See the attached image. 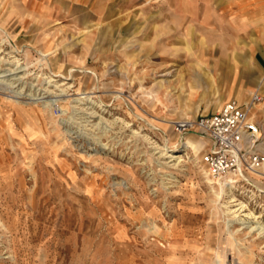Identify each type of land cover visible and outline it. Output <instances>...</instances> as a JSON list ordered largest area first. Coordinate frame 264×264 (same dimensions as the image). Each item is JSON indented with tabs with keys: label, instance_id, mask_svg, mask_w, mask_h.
I'll return each mask as SVG.
<instances>
[{
	"label": "rangeland",
	"instance_id": "rangeland-1",
	"mask_svg": "<svg viewBox=\"0 0 264 264\" xmlns=\"http://www.w3.org/2000/svg\"><path fill=\"white\" fill-rule=\"evenodd\" d=\"M236 1L0 0V70L22 65L26 91L0 85V264H264V235L210 184L207 139L175 164L156 148L200 139L178 123L235 84L262 95L264 131V26ZM232 191L264 223V193Z\"/></svg>",
	"mask_w": 264,
	"mask_h": 264
},
{
	"label": "built area",
	"instance_id": "built-area-1",
	"mask_svg": "<svg viewBox=\"0 0 264 264\" xmlns=\"http://www.w3.org/2000/svg\"><path fill=\"white\" fill-rule=\"evenodd\" d=\"M261 99L255 92L243 103L227 100L216 111L178 123L179 129L196 130L207 139L202 163L210 175L230 182L233 189L246 186L254 199L264 193L254 177L264 166V131L253 114Z\"/></svg>",
	"mask_w": 264,
	"mask_h": 264
},
{
	"label": "bare ground",
	"instance_id": "bare-ground-1",
	"mask_svg": "<svg viewBox=\"0 0 264 264\" xmlns=\"http://www.w3.org/2000/svg\"><path fill=\"white\" fill-rule=\"evenodd\" d=\"M3 41L4 40H2V42ZM1 48L2 47H0V50H1ZM15 50L16 49L12 48V49H10L8 51V53L10 54V56L8 58L16 57L15 54H13V52ZM47 54L48 53H45L44 55H47ZM4 59H6V57H4ZM10 61H12V60H10ZM18 63H19L18 61L14 62V64H18ZM21 66L22 65H17L15 67H8V68H6L4 70H0V72H3V74H0V85L1 86L5 85V90H8L11 93V96L20 97L22 93L26 92L25 88L20 86L23 74L19 75V72L21 70H18V69ZM9 75H11V76L14 75V76L10 77ZM41 93H42L41 91L36 90V91H30L27 95L33 101H39L43 97V96H41ZM231 96H232V94H231ZM81 99H83V98H81ZM44 102L47 103L46 101H44ZM49 102H51V100ZM257 103H259V102H257ZM260 103L262 104V102H260ZM91 112L94 113V114H97L96 110H92ZM87 121H93V120H87ZM98 121H100V120H98ZM98 123L99 122H95L93 124H98ZM85 125L87 126V124H85ZM101 126H103V125H100V127ZM103 130H104V128H103ZM203 139H204L203 136L200 139H198L195 136L190 135V136L187 137V140L183 144L182 148L171 149V148H167V147H162L160 145L156 146V148L160 149L158 152H161L162 157L170 158V161L176 160L174 162V164H175V163H177V161L181 160V157H182L181 152H183V151L186 152L188 148H192L194 150L196 156L200 157V153H201V151L204 148ZM206 172H207L208 176L211 177L214 180V181L211 180L210 184L214 185L216 182H220V181L222 183L221 186H220L221 191L215 190V192H216V195L218 197H221V198L224 199L223 200V206L226 208V212L228 214L232 215L230 222L233 223L235 221H241V220L243 222H246V223L250 222L248 224V227H250L251 230H253V231L256 230V231H258V233L260 235H264V223L260 220V217H262V214H259V215L255 214L253 211L250 210L247 202H244L243 200H240L239 198H237L234 195L233 191H232V184H230V182L223 181V180H220V179H214L210 175V173H209V171L207 169H206ZM223 196H228V198L225 199V197H223ZM247 209H248V211H247ZM243 211H246V213L245 212L242 213ZM242 216H244V218ZM246 218H248V219H246Z\"/></svg>",
	"mask_w": 264,
	"mask_h": 264
},
{
	"label": "crops",
	"instance_id": "crops-1",
	"mask_svg": "<svg viewBox=\"0 0 264 264\" xmlns=\"http://www.w3.org/2000/svg\"><path fill=\"white\" fill-rule=\"evenodd\" d=\"M236 4L237 10L241 11L242 14H247V17L261 21L260 23H262V25L264 26V0H239L236 1ZM263 82L264 75L259 76L255 88L264 94V86L262 84ZM253 93H255V91L252 88H245L243 86L235 84L228 89L226 98L229 97L228 100L236 99L241 103L243 101H247V98L251 97Z\"/></svg>",
	"mask_w": 264,
	"mask_h": 264
}]
</instances>
